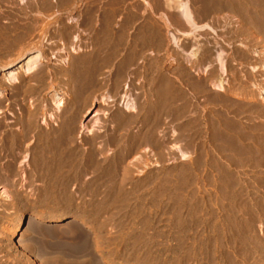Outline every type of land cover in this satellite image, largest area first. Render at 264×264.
<instances>
[{
  "label": "rangeland",
  "instance_id": "obj_1",
  "mask_svg": "<svg viewBox=\"0 0 264 264\" xmlns=\"http://www.w3.org/2000/svg\"><path fill=\"white\" fill-rule=\"evenodd\" d=\"M189 2L194 8L198 31L191 32L190 27L177 16L176 10L165 6V0H0V84H3L6 74L21 77L22 67L31 57L40 55L41 59V69L37 71L40 75L23 77L20 96L14 95L12 88L6 84L11 89L8 87L6 95L1 98L6 103L13 102L12 112H18L19 100L28 110L38 106L37 120L44 128H49L43 124L46 117L43 109L48 103V113H54L56 117V120L50 121L52 126L64 124L69 119L78 121L75 145H72L74 148H81L87 153L91 146L85 139L95 136L97 141L93 149L102 152L104 161L109 159L114 162L119 157V170L106 171L103 181L98 183L95 181L98 174L90 173L83 176L82 183L70 186L69 197L59 198L34 194L43 186L40 181H27L32 177V156L18 164L21 173L29 176L23 186L19 184L20 180L14 181L15 185L12 186L0 185L1 264H264V223L261 225L256 220V224L249 225L250 215L240 216L232 211L236 201L222 186L227 178L220 174L214 131L203 130L200 126L201 113L205 114L208 122L212 121V107L207 99H212L219 92L224 93L209 82L212 71H222L223 76L219 74L225 81V88L231 86L239 92L248 89L246 96L251 98L238 99L264 106V99L255 88L256 85L264 89V0ZM220 3L257 9L252 24L258 26L256 23H261V32L255 29L256 26L250 32L241 25L239 28V24L235 27L238 21L228 28L222 27L220 17L224 11L204 15L205 8ZM163 16L168 19L169 27H165ZM97 21L111 22L115 28L106 31L108 39L103 55L96 53L98 39L90 26L91 22L95 25ZM154 22L164 25L168 38L167 52L163 58L157 48L155 52L142 48L145 33L154 31L147 26ZM120 24L121 27H118ZM112 33L116 36L111 39ZM171 34L180 40L179 45L171 41ZM247 37V40L244 39ZM229 41L231 44H228ZM73 43L80 46L76 52L71 49ZM246 44L251 47H246ZM197 48L199 52L195 57ZM20 51L23 55L10 66L12 59L19 57ZM222 51L224 54H221ZM217 53L222 58L225 55L224 61L225 64L228 62L229 71L221 70L220 60L215 61ZM67 56L75 66L72 70L77 76L80 70L75 61L87 65L83 67L86 69L83 82L91 85L82 89L78 86L80 82L76 75L68 81V78L56 73L65 67L64 58ZM128 57L136 59L135 64L129 65L130 68L127 62L131 59L128 60ZM148 59H154L151 62L163 59L161 66H164L174 91L192 92L190 89L200 78L211 84L208 85L211 91L209 95L191 96L196 101L193 107L188 103L191 99L185 96H178L177 99L175 96L165 129L156 124L159 115L155 113L152 118V122L156 121L153 125L155 139L151 145L141 142L149 130L146 121L142 127L139 124L129 126V121L138 115L145 120L144 85ZM93 61L95 67L101 65L96 71L95 67L93 71L92 67H88L89 62ZM159 67L158 64L154 69L156 73ZM88 68L92 71L91 76ZM50 69L54 76L53 79L47 77L48 82H54L53 89L66 100L61 110L54 111L57 104L53 102L51 105V88L43 92L39 90L43 72ZM120 74L123 76L120 77ZM44 98H48V101L43 102ZM155 102L157 109L158 103ZM202 105H207V108L201 111L199 107ZM12 117L8 116L13 120ZM252 119L259 121L257 117ZM119 121H127L124 124L127 126L119 130L122 134L120 149L112 143L113 130ZM243 121H247V118L237 121V127L243 125ZM80 125L87 128L82 130ZM246 172L250 175L241 171L242 181L250 182L252 173ZM84 181L90 183L87 186L89 191L81 194L79 191L86 186ZM20 187L25 192L23 198L12 196L5 203L3 190H10L8 194L13 195L14 189ZM95 191L97 193H93ZM61 215L65 217L56 220ZM29 218L32 220L29 221ZM245 230L248 232L246 236Z\"/></svg>",
  "mask_w": 264,
  "mask_h": 264
},
{
  "label": "bare ground",
  "instance_id": "obj_2",
  "mask_svg": "<svg viewBox=\"0 0 264 264\" xmlns=\"http://www.w3.org/2000/svg\"><path fill=\"white\" fill-rule=\"evenodd\" d=\"M232 1L234 2L237 0H232ZM207 3H209V2H207ZM165 4H166L165 6H167L169 8H174L176 10L177 16L181 20H183L186 23V25H188L190 27L189 29H191L190 30L191 32L198 29L197 28L198 26H197L196 15H195V12L193 10L194 8H192L189 0H165ZM248 4H250V3H248ZM222 11L225 12L220 17L221 21H222V24H221L222 27L224 26V27L228 28V26H230L231 24L234 25L235 21H238V23H235V27H238V24H239V28L241 25L244 27L245 31L250 32L252 30V27L256 26V25L252 24V18L255 16L254 14L258 13V11H257V9H252L250 6H246V5H239V6L234 5L233 6L230 4H223V3H220L219 5H214V6L210 5L209 8L208 7L205 8V11H204L205 14L204 15L206 16L212 12L213 13L217 12V13L221 14L220 12H222ZM164 22H165V27L170 26V23L166 17H164ZM110 23H108V21L107 22L97 21L95 23V25H94V22H93V24H92V22L90 24L91 28L93 30H95V37H97V39H98L97 40L98 41V47H97L98 49L96 52L98 55H103V53L105 52L104 51L105 50V41L107 38L106 31L111 30V29H115L114 26H112V24H110ZM218 23H220V22H218ZM258 23H256L258 26H256L257 28H255V29L258 32H261V30H262L261 26L262 25H261V23H259V24ZM145 24L147 25V23H145ZM125 25H123V26H125ZM117 26L121 27V24L117 25ZM163 26L160 24H157L155 22L150 23L147 27L152 28V30H154V31L151 32L148 30V33L144 32L145 35L143 37V43H142V48L144 50L145 49L146 50L152 49L155 52L154 49L157 48L159 50L162 58H163V55L166 54L167 46H168V38H167L166 34L164 33ZM212 29H214V28H212ZM196 31H198V30H196ZM93 36H94V34H93ZM114 36H116V35L115 34L113 35V33H112L111 39L115 38ZM141 38H142V36H141ZM248 38L249 37L244 38V39L247 40ZM76 39H77V37L75 38V40ZM170 39H171V41L174 40V42L177 45H179L180 40L176 37L175 34H171ZM16 43H17V40H16ZM138 43H140V42H138ZM244 43H245V41H244ZM228 44H231V41H229ZM11 45H13V42ZM246 45H247L246 47H248V48L251 47L250 44L249 45L246 44ZM216 46H217V44H216ZM32 47H34V46H32ZM243 47H245V46H243ZM246 47H245V49H246ZM219 48H221V47H219ZM71 49H72V51L76 52L80 49V46H78V44L73 43V45L71 46ZM22 51H23V49H22ZM22 51H20L18 53V55H19L18 58L12 59V63L10 64V66L13 65L14 60L19 59L21 57V55H23ZM142 51H141V53H142ZM244 51H243V54H244ZM198 52H199V48H197L196 53H194L195 57L197 56ZM128 54H130V53H128ZM221 54H224V52ZM221 54L217 53L218 58H217V60L215 59V61L219 62V60H220L221 70H223L224 72L229 71L228 62L225 64V61H224L225 55L222 58ZM134 55H135L134 57H136V54H134ZM238 55H241V54H238ZM245 55H247V54H245ZM95 56H94V58H96ZM137 56H139V55H137ZM236 56L237 55H235V57ZM39 57H40V55L33 56L24 64V66L22 67L23 74L21 77H16V75H14L13 73L6 74L3 84H0V114H2V116L0 115V185L4 184V186L6 187V185L10 184L12 186V185H15L14 181L18 182V180H20L21 183H19V184H21V186H23L24 180H26L27 177H29V176H25L23 173H21L22 170L20 171V169L18 168L19 167L18 164H21L23 162V160H25L28 156H30V157L32 156L33 157V164L30 165L32 168V171H31L32 177L30 179H28L27 181H29L31 183H33L35 181L36 182L40 181V183L43 186V188L41 187L42 189H38V190L34 191V194H37V195L43 196V197H48V198H49V196L59 198L61 196H67L68 194L70 195V193H69L70 192L69 191L70 186L73 183H80V182L82 183V180H84V179H82L83 176L88 175L90 173H93V174L97 173L98 174L97 178L95 179V181H97L98 183H99V181H103L105 179V174L107 173L106 171L111 173L112 171L115 172L114 169H116V168L118 169L119 157H118V159H115L116 161L114 160V162L110 161L109 159L107 161H104L105 159L102 158V152L98 151V150L94 151V149H93L94 145H96L95 142L97 141V137L95 138V136H93L92 134L91 135L93 136V138H89L88 140L85 139V141H88L89 145L91 146V148L89 149V151H87V153L80 150L81 148L79 150H77L76 147L74 148V146H72V145H75L74 144L75 143L74 134L76 133V130H77L78 121H76L75 119H69V121L64 123V124L58 123V124H56L57 126H55V125L52 126L50 121L53 119L56 120L55 119L56 117H54L55 116L54 113H48V110L50 107V106L48 107V103L47 104L45 103L44 109H43V113H44L43 115L46 116L43 120V124L47 125L49 128L42 127V124L40 123V121L37 120L38 109H39L38 106L34 107L33 110H28L23 105L24 103H22L19 100L18 101V107H17L18 112H12L11 105L13 102L6 103L3 100L4 98H1V97L6 95L5 92L8 91V89L10 87L12 88L14 95L20 96L22 94L21 84L24 80L23 77H26V76L29 77L31 75L37 74L38 73L37 71H39L41 69V68H39L40 67L39 66L40 61H41V59H39ZM44 57H46V56H44ZM52 58H54V57H52ZM130 59L131 58H129L128 60H130ZM243 59L245 60V57ZM243 59H241V60H243ZM151 60H154V59H151ZM151 60L148 59L147 60L148 61L147 67H145L146 65L144 66L146 69L145 70V85H144V88H145L144 98L146 99V104L143 107V110L145 113V120L143 118H140L139 115L136 116L138 114V113H136V115H135L136 117H134V119L132 117H131L132 119L130 118L131 120L129 121V126L133 125V124H139V127H142L143 125H145L144 121H146V123H148L147 126H149V130L147 131L145 137L143 138V140L141 142H143L147 145H151L155 139L154 133H153V125L156 121L152 122L153 116L155 115L156 112L158 113L157 115H159V117H157L158 122L156 124H159L161 129L162 128L165 129L166 125H167L168 115L171 112L170 110H171L172 104L176 100V97L178 99V96H180V97L185 96V98L187 97L188 99H191V96L194 97V96L199 95V94H208L209 95L211 91H210V88H208V87H210L208 85H211V84H213L214 87H217L218 88L217 90L224 92V93L219 92V93H217V95H215V97H212V99H207L208 104L211 105V107H212L211 108L212 109V112H211L212 113V121L208 122L204 118L205 114L203 115L200 112L201 113V125L200 126L202 127L203 130L207 129V131H209V129H212L214 131V134L213 133L212 134H213L214 142L216 144V146H214V148L219 153V156H217V157H218V165L220 167V174H224V176H226L225 178H227V180H225L226 182H223L222 186L227 193L231 194L235 198V201H236L235 206L232 207V211L240 214V216L250 215L251 217L248 220L249 225L256 224V220L257 221L259 220L260 224L262 225L264 223V106L261 107V106L256 105V104H251L252 102L246 103L245 101H241L240 99H238L240 97L251 98V97L246 96L249 92L248 89L244 88V89H242V91L239 92L238 90H235V89L233 90L231 88V86L229 88H225V81L223 80V78H222L223 75L221 73L222 71L219 72V73H221L222 76L219 73H216L213 71L210 73L211 76L210 77L208 76L210 81L209 80L208 81L211 84H207L206 79H203V78L198 79L194 85L195 87L192 86L194 88L190 89V90H192V92L191 91L188 92L187 90H186L187 91L186 93L184 92V90L174 91V89H172V87H171V82H169V80H168L167 73L165 72V70L163 68L164 66H161V64H163V59H161V60L158 59L159 62L156 59L155 60L157 62H154V61L151 62ZM113 61L114 60H112V62ZM135 61H136V59L133 58V60L131 59L130 62H127V63H129L128 68H130L129 65L135 64L134 63ZM232 61H234V60H232ZM246 61H248V59ZM252 61H250V62L252 63ZM75 62L77 65V69L80 70L78 76H77V74L74 73V70H72L74 65L70 63V61L68 60V56L66 58H64V64H65L64 66L65 67L58 70V72H56V71L55 72L57 74H59L61 77L68 78V81H71V79H73V76L76 75V77L79 79V82H80L79 84L77 83L78 86H80V88H82V89L83 88L85 89L87 86L91 85V84L83 82V80L86 76L84 73V71L86 69L84 68L85 69L84 70L83 67H87V65L85 64L86 66H84V63H81V62L78 63L77 61H75ZM94 62L95 61L89 62L90 64L88 63L89 64L88 67H92L91 70L94 69V67H95V65L93 64ZM157 63L160 65V67H159V71L156 73V70H154V69L157 67V65H158ZM238 63H240V60ZM262 63H263L262 65L264 66V62H262ZM97 64H99V61ZM252 66H254V65H252ZM99 67L96 65L94 71L99 69ZM125 67H127V66H125ZM210 68H211V66H210ZM253 68H255V67H253ZM91 70L89 69L90 76H91V72L93 71V70L92 71ZM125 71H123V73ZM52 75L53 74H52L51 69L49 71L43 72L42 77L39 81V90H41L43 92L47 88L48 89L51 88V90L49 91L50 93H52L51 94V105L53 102H54V104H57V106H55L56 108L53 107L54 111H56L57 109L58 110L63 109L62 107L65 106L66 100L64 97H59L58 94L55 92V90L53 89V87H54L53 83L54 82L53 83L48 82L49 79H47V77L53 79L54 75L53 76ZM256 75L257 74H255V76ZM92 76H95V75H93V73H92ZM122 76L123 75H121L120 77H122ZM94 78L96 79V77H94ZM80 79H82V81H80ZM15 81H17L18 83H16ZM253 82H255V81H253ZM6 84H8L10 87L5 86ZM93 85H97V84H93ZM242 85H243V83H242ZM3 86H5L4 89L2 88ZM243 87H245V86H243ZM92 88L96 89V87H92ZM255 88H256V90L258 89V93L261 94L262 99H264V89L260 88L258 86L256 87V85H255ZM183 93H184V95H183ZM80 94H82V93H80ZM47 99L44 98L43 102ZM155 101H157V103H158L157 109L155 108V103H156ZM189 101H190V102H188L189 105L194 106L196 101H194L192 99ZM185 104H187V103H185ZM126 106H127V104H126ZM132 108H135V107H132ZM184 108H189V107L186 106ZM206 108H207V105H202L201 107H199V110L201 109V111H202ZM176 110H177V107H176ZM198 113H199V111H198ZM8 114L13 116L12 118H14V119L13 120L9 119ZM252 117H257V119L259 121H256V120L253 121L254 119H252ZM243 118H247V121H243V125H241V126L239 125L237 127L236 122L237 121L241 122ZM125 122H127V121H125ZM125 122L119 121V123L115 125V128L113 130L114 136L111 135L113 137L112 143H113V145L117 146V148L121 147V144H122V137H121L122 134H121V132H119V130H120V128L124 129V127L127 126V125L124 126V124H127ZM240 122H239V124H240ZM80 126H81L82 130L87 128L85 125H80ZM162 130H161V132H162ZM127 131H128V129H127ZM205 137H206V135H205ZM207 138H209V137H207ZM210 138H211V136H210ZM137 140H138V138H137ZM81 142H83V141H81ZM216 151H214V152H216ZM182 156H185V154H183ZM20 157H23V159L20 160ZM104 158H106V157H104ZM109 167H111V168H109ZM242 170H243V173L247 176H249L250 174H247L246 171L247 170L251 171V173H252L251 176H253V179L251 178L250 182L242 181V177L240 175ZM126 174H127V172H126ZM128 175H130V174H128ZM224 176L222 177V179L224 178ZM113 179H114V177H113ZM88 183L89 182H86V181L83 182V184L86 186L84 189L79 191L81 194H83L84 192L88 193V191H89L88 187H87ZM89 186H90V183H89ZM21 189H22V187L14 189L13 195L8 194V192L10 190H6V189L3 190L2 196L5 198V203L8 201L7 198L12 197V196H15L16 198L21 199V197L25 195L24 194L25 192H22ZM93 193H97V191H95ZM72 194H73V192H72ZM226 196H228V195H226ZM67 197H69V196H67ZM221 205H223V204H221ZM238 214H235V215H238ZM64 217L65 216L61 215L59 217H56V220H61ZM1 218H2V216H1ZM245 218H247V217H245ZM7 219H8V217H7ZM30 220H32V219L29 218V221ZM240 228H242V227H240ZM252 230H253V228H252ZM245 233H248V232L247 231L244 232V236L247 235V234L245 235ZM249 233L251 234V232H249ZM261 243H263V242H261ZM253 246H255V245H253ZM262 252L264 253V250ZM0 264H1V262H0Z\"/></svg>",
  "mask_w": 264,
  "mask_h": 264
}]
</instances>
